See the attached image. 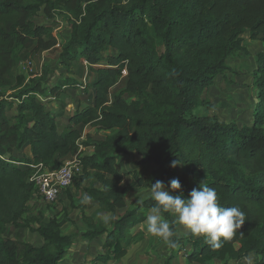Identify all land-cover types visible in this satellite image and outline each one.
Listing matches in <instances>:
<instances>
[{
	"label": "trees",
	"instance_id": "obj_1",
	"mask_svg": "<svg viewBox=\"0 0 264 264\" xmlns=\"http://www.w3.org/2000/svg\"><path fill=\"white\" fill-rule=\"evenodd\" d=\"M41 8L49 18L57 8L67 16L70 31L60 63L68 68L81 57L94 73L85 87L92 91L91 104L78 101L65 123L37 94L46 97L49 89L58 99L66 90L47 88L41 76L26 80L15 73L20 53L33 56L57 43L52 25L32 21ZM244 31L264 41V0H0V264H60L74 236L60 231L57 218L35 228L43 244L13 239L8 230L31 228L25 214L36 191L33 165L57 169L80 146L92 152L79 155L78 185L88 180L82 189L102 211L126 207L130 191L150 190L156 180L165 188L181 164L190 168L186 197L207 184L221 206H239L247 217L220 249L189 232L187 259L204 264L254 253V264H264V52L257 54L253 70L258 101L252 125L193 112L205 104L200 93L225 71L227 57L243 47ZM79 86L75 80L63 82L64 88ZM5 89L17 91L10 94L12 100ZM13 100L16 113L9 117ZM86 126L107 133L94 139L83 133ZM130 152L140 157L137 166H152L147 175L130 171L125 177L117 170L116 156ZM155 203L151 195L139 200L112 217L111 228L85 216L89 228L82 237L104 236L102 252L91 264L123 256L139 233L132 229ZM161 215L173 221L170 212ZM176 226L177 247L162 264H171L181 249Z\"/></svg>",
	"mask_w": 264,
	"mask_h": 264
},
{
	"label": "rangeland",
	"instance_id": "obj_2",
	"mask_svg": "<svg viewBox=\"0 0 264 264\" xmlns=\"http://www.w3.org/2000/svg\"><path fill=\"white\" fill-rule=\"evenodd\" d=\"M32 21L37 25H52L54 27L53 34L59 45L33 56H27L24 52L20 53L21 62L16 67L15 73L24 74L26 80L33 76H41L43 84L47 88L59 86L62 88L61 90H66L67 94L61 92L58 99H55L49 89H46L47 96L40 99L43 100L46 108L55 114L57 120L65 123L67 117L74 113L78 101H81L84 106L91 104L92 91L85 87L93 79L94 73L81 57L74 59L68 68L60 63V48L67 40L70 31L67 16L62 9H55L53 16L49 18L41 8L32 17ZM240 37L243 47L227 57L225 71L215 78L213 84L205 87L200 93V99L205 101V104L196 106L193 112L199 115L215 114L222 121L235 122L238 126H248L252 125L255 120V106L258 99L253 70L256 68L257 54L264 52V41L250 38L248 31H244ZM123 73L125 75L126 71ZM65 79L75 80L81 86L64 88ZM14 92L17 91L5 89V94L10 100H12L10 94ZM17 103V100H13L12 107L7 110L9 117L16 113ZM83 133L94 139H99L107 132H98L95 128L86 126ZM91 149V147L83 148L79 154L89 153ZM26 152L29 153L28 149ZM72 156L68 159L73 158ZM139 158L135 152L119 154L116 156V168L125 177H128L127 173L130 171H136L139 175H147L152 166L148 168L137 166L135 161ZM81 174V170L76 171L72 183L52 202L46 201L35 191L28 202L25 214L30 221L31 228L17 229L11 226L8 235L13 239L28 241L32 244H43L45 241L35 228L44 225L49 218L55 217L60 222V231L63 234H73L74 236L73 242L66 249L60 264H91L97 253L102 252L104 236H97L91 240L82 237V234L89 228L85 222V216L92 217L95 221L111 228L112 217L120 216L126 210L133 208L139 200L150 195V190L141 188L130 191L126 197V207L115 213L104 212L92 199L88 203H82L83 197L89 196V194L82 189L83 186L88 185V180L84 179L81 181V185H78ZM173 178L179 179L180 191H182L183 197H186L184 192L191 180L190 168L178 164L171 179ZM169 181L165 183L164 189L170 191L172 195H176L175 190L169 189ZM149 213L150 210L146 216ZM170 214L173 216L172 213ZM104 216L109 218L108 222H104L102 219ZM137 231L139 233L135 235V240L128 245L126 253L120 258H112L109 264H162L164 262L171 248L161 238L147 232L146 217L132 229V233ZM189 232L183 225L177 223L176 235L182 239L179 245L181 249L177 251L171 264H200L187 259L188 253L192 250V241L188 237ZM247 255H252L255 262L257 256L254 253ZM204 264H244V261L243 258L228 261L208 260Z\"/></svg>",
	"mask_w": 264,
	"mask_h": 264
},
{
	"label": "clouds",
	"instance_id": "obj_3",
	"mask_svg": "<svg viewBox=\"0 0 264 264\" xmlns=\"http://www.w3.org/2000/svg\"><path fill=\"white\" fill-rule=\"evenodd\" d=\"M170 166L174 167L175 162ZM168 184L170 190L177 192L176 195L164 190L163 181L156 180L150 186L151 199L156 203L146 216V230L149 234L161 238L169 248L177 247L173 239V224L183 225L192 235L205 237V243L213 249H220L224 242L233 239L247 218L239 206H221L215 188L207 184L193 188L187 197H183L180 191L179 179L173 178ZM91 199L85 195L82 203H88ZM162 212L172 213L173 221L170 223L162 218ZM102 219L108 222L109 218L104 216ZM243 261L244 264H254L252 255H245Z\"/></svg>",
	"mask_w": 264,
	"mask_h": 264
},
{
	"label": "built area",
	"instance_id": "obj_4",
	"mask_svg": "<svg viewBox=\"0 0 264 264\" xmlns=\"http://www.w3.org/2000/svg\"><path fill=\"white\" fill-rule=\"evenodd\" d=\"M56 45L59 44L56 43ZM37 96L42 99L41 95L37 94ZM81 149L80 146L79 150L72 156L73 158L67 159L57 169H48L42 163L33 165L34 171L30 179L34 182L36 191L46 201H54L63 189L72 183L75 172L82 171L79 160Z\"/></svg>",
	"mask_w": 264,
	"mask_h": 264
},
{
	"label": "crops",
	"instance_id": "obj_5",
	"mask_svg": "<svg viewBox=\"0 0 264 264\" xmlns=\"http://www.w3.org/2000/svg\"><path fill=\"white\" fill-rule=\"evenodd\" d=\"M92 152V149L90 150V152L88 154H90Z\"/></svg>",
	"mask_w": 264,
	"mask_h": 264
}]
</instances>
